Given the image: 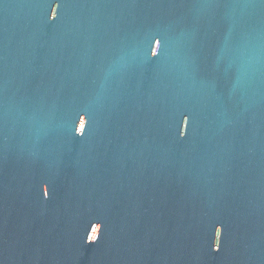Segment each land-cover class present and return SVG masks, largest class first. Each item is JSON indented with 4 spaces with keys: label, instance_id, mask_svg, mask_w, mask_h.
<instances>
[{
    "label": "water",
    "instance_id": "95a60500",
    "mask_svg": "<svg viewBox=\"0 0 264 264\" xmlns=\"http://www.w3.org/2000/svg\"><path fill=\"white\" fill-rule=\"evenodd\" d=\"M0 264H264V0H0Z\"/></svg>",
    "mask_w": 264,
    "mask_h": 264
}]
</instances>
